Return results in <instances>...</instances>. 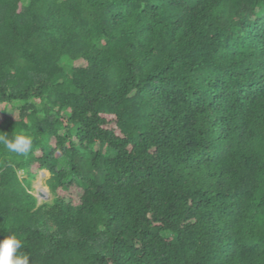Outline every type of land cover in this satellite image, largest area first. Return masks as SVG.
Returning a JSON list of instances; mask_svg holds the SVG:
<instances>
[{"label": "trees", "instance_id": "16d2710c", "mask_svg": "<svg viewBox=\"0 0 264 264\" xmlns=\"http://www.w3.org/2000/svg\"><path fill=\"white\" fill-rule=\"evenodd\" d=\"M17 133L0 240L30 264H264V0H0Z\"/></svg>", "mask_w": 264, "mask_h": 264}, {"label": "clouds", "instance_id": "9594fccd", "mask_svg": "<svg viewBox=\"0 0 264 264\" xmlns=\"http://www.w3.org/2000/svg\"><path fill=\"white\" fill-rule=\"evenodd\" d=\"M0 144L9 152L26 155L32 149L33 141L30 136L17 133L11 139L0 135ZM21 247L20 240L14 234L0 240V264H30V256L20 251Z\"/></svg>", "mask_w": 264, "mask_h": 264}, {"label": "rangeland", "instance_id": "374dc122", "mask_svg": "<svg viewBox=\"0 0 264 264\" xmlns=\"http://www.w3.org/2000/svg\"><path fill=\"white\" fill-rule=\"evenodd\" d=\"M41 173V174H40ZM47 174V175H46ZM49 178V173L46 171H40L39 173H37L36 179L33 181L32 183V190H33V195L36 196L37 195V188H36V184L37 182L40 183V185L42 186V188H44L46 190V194H45V199L44 200H39V204H42L44 202H51L53 197L50 195L49 190L46 186V181Z\"/></svg>", "mask_w": 264, "mask_h": 264}, {"label": "bare ground", "instance_id": "6f19581e", "mask_svg": "<svg viewBox=\"0 0 264 264\" xmlns=\"http://www.w3.org/2000/svg\"><path fill=\"white\" fill-rule=\"evenodd\" d=\"M41 174V173H40ZM47 175V174H46ZM39 182V181H38ZM36 184V188H37V195L39 197V200H44L45 199V194H46V190L44 188H42V186L40 185V183Z\"/></svg>", "mask_w": 264, "mask_h": 264}, {"label": "water", "instance_id": "95a60500", "mask_svg": "<svg viewBox=\"0 0 264 264\" xmlns=\"http://www.w3.org/2000/svg\"><path fill=\"white\" fill-rule=\"evenodd\" d=\"M37 199H38V201H39V197L38 196H35Z\"/></svg>", "mask_w": 264, "mask_h": 264}]
</instances>
